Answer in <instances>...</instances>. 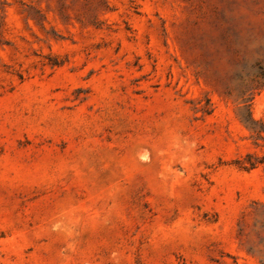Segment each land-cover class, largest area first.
Returning <instances> with one entry per match:
<instances>
[{"label":"rangeland","instance_id":"374dc122","mask_svg":"<svg viewBox=\"0 0 264 264\" xmlns=\"http://www.w3.org/2000/svg\"><path fill=\"white\" fill-rule=\"evenodd\" d=\"M264 0H0V264H264Z\"/></svg>","mask_w":264,"mask_h":264},{"label":"trees","instance_id":"16d2710c","mask_svg":"<svg viewBox=\"0 0 264 264\" xmlns=\"http://www.w3.org/2000/svg\"><path fill=\"white\" fill-rule=\"evenodd\" d=\"M247 66L241 72V93L238 97V115L241 121L251 130H256L257 121L252 114V101L256 94L264 89V64L256 61L252 65L254 73H244Z\"/></svg>","mask_w":264,"mask_h":264}]
</instances>
